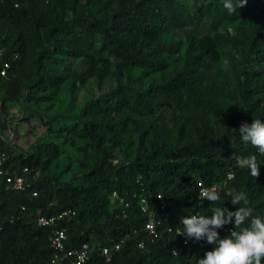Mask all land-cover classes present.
I'll list each match as a JSON object with an SVG mask.
<instances>
[{"label": "trees", "instance_id": "16d2710c", "mask_svg": "<svg viewBox=\"0 0 264 264\" xmlns=\"http://www.w3.org/2000/svg\"><path fill=\"white\" fill-rule=\"evenodd\" d=\"M263 12L264 0H246L232 14L223 0H0V169H27L22 191L6 189L0 178V264H51L49 231L36 217L65 210L74 212L61 222L67 247L86 243L85 264H197L213 245L183 236L186 251L180 218L210 217L217 206L235 211L227 189L243 192L264 219V155L238 135L242 123L264 122ZM198 24L206 34L185 35L181 51L173 32ZM25 45L36 50L26 63L30 77ZM84 62V72L72 67ZM99 73L108 86L73 121L55 130L66 116L44 122L63 144L84 142L78 174L65 179L67 168L54 171L57 143L25 153L3 140L11 106L54 102L59 87L69 83L72 94L89 77L99 82ZM233 154L257 155L258 178L236 167ZM212 185L223 186L221 199L198 205L197 191ZM112 192L128 207L112 201ZM148 220L152 236L143 230ZM231 229L217 231L224 238Z\"/></svg>", "mask_w": 264, "mask_h": 264}, {"label": "clouds", "instance_id": "9594fccd", "mask_svg": "<svg viewBox=\"0 0 264 264\" xmlns=\"http://www.w3.org/2000/svg\"><path fill=\"white\" fill-rule=\"evenodd\" d=\"M246 0H223V7L232 14L236 9L243 7ZM238 135L244 144H250L260 155H264V122L260 119H252L250 124L242 123ZM235 166L239 169H247L253 178L259 176L260 163L257 155H234ZM223 186L217 185L209 189L201 186L198 193L199 200H207L215 204L221 199L220 192ZM224 194L230 197V203L236 206L235 211L217 206L212 209L211 216L188 215L180 218L181 231L177 236H184L194 241L206 240L213 245L211 251H207L203 258H198L197 264H262L264 262V219L253 214V208L249 206V200L243 192L235 188L227 189ZM243 202L244 206H239ZM239 206V207H238ZM231 224L230 235L221 238L217 229Z\"/></svg>", "mask_w": 264, "mask_h": 264}, {"label": "rangeland", "instance_id": "374dc122", "mask_svg": "<svg viewBox=\"0 0 264 264\" xmlns=\"http://www.w3.org/2000/svg\"><path fill=\"white\" fill-rule=\"evenodd\" d=\"M186 4L189 0H184ZM57 10V9H56ZM187 10L191 12V8L187 7ZM52 16H59V14L53 9L51 11ZM68 15H66L67 17ZM261 21L264 25V12L261 15ZM228 31H230L228 29ZM206 29L202 24L194 25L187 28L176 29L173 32V38L175 40L181 41V51L185 47V35L194 34L196 36L202 37L206 34ZM30 45H25V50H23L22 57L24 60V68L27 70V77H30L31 70L30 67L26 65L29 62L32 55L35 54V48L29 47ZM73 68H77L81 72L86 69V64L79 63L73 65ZM102 69H98V72ZM100 81L96 82L94 76L89 77L83 83H77L76 89L72 94L68 93L67 86L69 83L59 87L56 100L54 102H46L43 104H35L32 101H24L21 106L18 105L11 106L8 115L7 128L3 132V140L13 145L14 147L21 149L22 152L29 153L33 150L34 145L39 142L49 141L59 144L60 155L55 160L54 171L62 172L67 168L68 173L64 174L62 178L69 179L72 175L78 174L77 163L81 160V147L84 146V142L73 140L72 144L62 143V138L57 137L58 135L54 132H48L44 122H46L49 117L54 115L62 114L66 118L59 119L58 124H53V130H55L58 125L63 122H71L74 120V115L78 114L83 104L88 101L91 97L96 96L101 90L103 91L105 87L108 86L109 78L102 77V73H99ZM54 86L53 83L49 84L50 89ZM27 107V110L25 108ZM28 110L33 111V115H29ZM28 117V121H24V118Z\"/></svg>", "mask_w": 264, "mask_h": 264}, {"label": "built area", "instance_id": "2783aa9c", "mask_svg": "<svg viewBox=\"0 0 264 264\" xmlns=\"http://www.w3.org/2000/svg\"><path fill=\"white\" fill-rule=\"evenodd\" d=\"M16 58V56H14ZM5 74L4 69L0 70V76ZM2 156L0 155V167H1ZM27 172L26 168H22L20 174L9 175L6 172H2L0 169V178L3 180L5 188L13 191H22L26 187L23 174ZM227 178H230L228 175ZM216 185H212L204 188H215ZM201 191V188L197 191L196 200L197 204L200 205L202 200L198 199V193ZM112 201H118L119 204L123 205L124 208L128 207V203L118 197L115 192H112L110 195ZM155 200L159 203V208L163 209V200L160 195L155 196ZM204 201V200H203ZM139 208L140 212H147V202L144 198L139 199ZM196 214V213H195ZM74 215L73 211L65 210L59 212L53 216H37L36 225L38 227L48 228V246L53 252L51 259V264H85L88 259V245L86 243H81L76 246L67 247L69 240L67 238L65 228L61 226V222L71 218ZM193 215V214H191ZM197 215V214H196ZM143 230L148 236H152L155 231V224L153 220H148L143 224ZM179 231H177L178 233ZM182 237L181 246L185 247V250L188 251V243L185 238ZM142 243L138 244V247H141ZM119 244H115L112 249L114 251L118 250ZM101 254L105 258H109L108 249L102 248Z\"/></svg>", "mask_w": 264, "mask_h": 264}]
</instances>
